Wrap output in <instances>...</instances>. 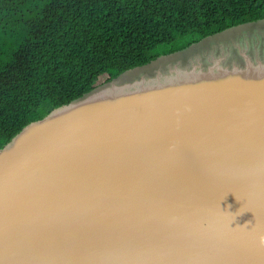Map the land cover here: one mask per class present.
<instances>
[{
	"label": "water",
	"instance_id": "1",
	"mask_svg": "<svg viewBox=\"0 0 264 264\" xmlns=\"http://www.w3.org/2000/svg\"><path fill=\"white\" fill-rule=\"evenodd\" d=\"M0 264H264V64L109 86L0 148Z\"/></svg>",
	"mask_w": 264,
	"mask_h": 264
},
{
	"label": "trees",
	"instance_id": "2",
	"mask_svg": "<svg viewBox=\"0 0 264 264\" xmlns=\"http://www.w3.org/2000/svg\"><path fill=\"white\" fill-rule=\"evenodd\" d=\"M261 19L264 0H0V148L29 122L155 60L161 44L185 37L187 47Z\"/></svg>",
	"mask_w": 264,
	"mask_h": 264
},
{
	"label": "rangeland",
	"instance_id": "3",
	"mask_svg": "<svg viewBox=\"0 0 264 264\" xmlns=\"http://www.w3.org/2000/svg\"><path fill=\"white\" fill-rule=\"evenodd\" d=\"M186 41L185 37H180L171 44L159 45L156 48V53L160 54L158 58L123 72L93 92L109 86L134 83L140 78L149 79L157 75L172 74L174 71L205 69L215 63L232 66L233 62L239 61L236 58H244L242 52L258 53L264 57V19L228 28L184 47Z\"/></svg>",
	"mask_w": 264,
	"mask_h": 264
},
{
	"label": "crops",
	"instance_id": "4",
	"mask_svg": "<svg viewBox=\"0 0 264 264\" xmlns=\"http://www.w3.org/2000/svg\"><path fill=\"white\" fill-rule=\"evenodd\" d=\"M253 22V21H251ZM247 22L241 23V24H246ZM240 25V24H238ZM244 58L242 59L241 57L236 58L239 61H237L236 63L233 62L232 66H238V67H243L244 65H246L247 63L252 64L254 66L257 65H263L264 64V57H261L258 53H246V52H242ZM242 61V62H240Z\"/></svg>",
	"mask_w": 264,
	"mask_h": 264
}]
</instances>
